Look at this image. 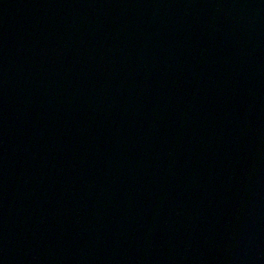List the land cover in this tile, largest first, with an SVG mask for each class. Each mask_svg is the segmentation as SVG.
<instances>
[{
	"label": "water",
	"instance_id": "1",
	"mask_svg": "<svg viewBox=\"0 0 264 264\" xmlns=\"http://www.w3.org/2000/svg\"><path fill=\"white\" fill-rule=\"evenodd\" d=\"M0 264H264V0H0Z\"/></svg>",
	"mask_w": 264,
	"mask_h": 264
}]
</instances>
